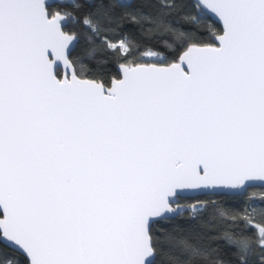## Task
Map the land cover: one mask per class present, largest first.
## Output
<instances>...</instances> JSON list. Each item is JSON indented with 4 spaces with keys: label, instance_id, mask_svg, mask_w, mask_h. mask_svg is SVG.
I'll return each mask as SVG.
<instances>
[{
    "label": "snow or ice",
    "instance_id": "6c2138e0",
    "mask_svg": "<svg viewBox=\"0 0 264 264\" xmlns=\"http://www.w3.org/2000/svg\"><path fill=\"white\" fill-rule=\"evenodd\" d=\"M0 264H264V0H0Z\"/></svg>",
    "mask_w": 264,
    "mask_h": 264
}]
</instances>
